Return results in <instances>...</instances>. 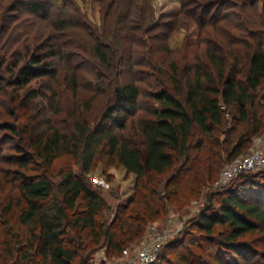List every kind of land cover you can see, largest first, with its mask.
Segmentation results:
<instances>
[{"label": "trees", "instance_id": "16d2710c", "mask_svg": "<svg viewBox=\"0 0 264 264\" xmlns=\"http://www.w3.org/2000/svg\"><path fill=\"white\" fill-rule=\"evenodd\" d=\"M190 1L193 6H188ZM236 1V5L238 1L248 5V0ZM180 2L178 17H193L199 24L207 21L211 5L219 8L212 17L227 18L217 12L231 3ZM30 5L35 11L45 8L40 1ZM109 7L121 12L115 27L118 36V32L126 36L130 29L147 34L157 27L150 0H116ZM118 36L114 46L124 52L110 56L115 66L130 68L140 63L138 59L132 62V48L144 41L138 36L129 40ZM243 41L244 60L239 49L230 52V63L207 51L208 63L199 62L181 79L176 66L169 73L151 59V65L171 84L150 93L159 104L151 109V118L138 121L135 139L127 137L125 130L140 96L136 78L117 80L96 122L92 125L76 119L68 134L55 125L40 131L4 122V129L18 135L19 143L12 158L18 167L14 179L17 194L1 208L4 216L15 212L16 222L0 246V264H39L34 255L41 256V264H90L98 245L108 255L120 256L143 237L150 223L167 215L176 197L187 202L198 198L227 162L246 154L254 138L264 133V37L253 43ZM51 45L43 54H31L17 80L28 82L54 73L51 59L60 50L57 42ZM167 47L164 43L152 49ZM94 49L96 58L109 65L108 50L103 52L99 45ZM241 64L244 69L238 68ZM1 85L0 78V95ZM62 154L74 156L80 171H65L57 187L44 174L30 173L34 159L50 168ZM100 163L122 165L136 177L133 193L117 205L110 220L105 218L110 207L89 180ZM219 195L217 201L209 198L194 218L192 226L197 232H187L167 246L181 247L176 251L181 264H251L253 247L242 238L264 231V170L240 174ZM24 231L29 238L23 237Z\"/></svg>", "mask_w": 264, "mask_h": 264}, {"label": "rangeland", "instance_id": "374dc122", "mask_svg": "<svg viewBox=\"0 0 264 264\" xmlns=\"http://www.w3.org/2000/svg\"><path fill=\"white\" fill-rule=\"evenodd\" d=\"M35 1H40L45 8L33 10L30 4ZM150 1L157 27L147 34L137 28V32L130 29L126 36L121 32H118V36L115 27L121 12L116 10L118 6L116 9L109 7L116 0H0V246L9 236L8 228L16 222L15 212L6 213L5 217L1 208L7 206L12 196L17 194L14 179L18 167L12 158L16 153L15 146L19 143V136L4 129V122L16 123L19 129L33 126L40 131L55 125L68 134L76 119L92 125L96 122L117 80L124 82L136 78L140 96L136 109L127 118L128 128L125 130L127 137L135 139L134 128L138 121L151 118V109L159 104L150 93L160 86L171 84L169 78H164L151 65V59H155L169 73L176 66L181 79L187 71L193 72L199 62L208 63L207 51L217 53L219 58H226L230 63V52L239 49V56L244 60L245 47L241 40L253 43L259 37H264V0H248V5H242L240 1L236 5V0H230V4L217 12L218 16L224 14L227 18L212 17L219 8L211 5L208 19L202 24L193 17H178L180 0ZM193 3L190 1L188 6H193ZM137 23L134 21V24ZM249 32L255 33L252 35L254 37ZM117 36L129 37L128 40L138 36L144 41L132 48V62L138 59L140 63L130 68L115 66L110 56L124 52L122 48H118V51L114 46ZM162 38L164 41H160ZM53 42L59 44L60 50L51 59L54 73L30 78L28 82L20 78L17 80L31 54H43ZM164 43L167 49L153 51V47ZM96 45L103 52L108 50L109 65H103L96 58ZM238 68L244 69V66L241 64ZM220 137L223 139L224 135L220 134ZM69 169L79 172L80 166L76 164L74 156L62 154L50 168H46L42 160L34 159L30 173L44 174L57 187L63 173ZM135 179V175L127 172L122 165L106 166L103 163L90 175V183L98 186L110 207L105 210V218L112 219L117 205L126 202L131 196ZM214 182L204 187L196 199L187 202L176 197L169 205L167 215L150 223L143 237L129 248L133 251L150 236L161 235L163 245L157 264H181L176 255L181 247L167 246L187 232H197L196 227L192 226L194 218L209 198L217 201L219 193L223 191L214 187ZM23 234L24 238H29L25 231ZM242 240L253 247L251 264H264L261 254L264 251V231L249 233ZM34 258L41 264L40 255H34ZM120 261L121 256H110L104 246L98 245L91 253L89 263L116 264Z\"/></svg>", "mask_w": 264, "mask_h": 264}, {"label": "built area", "instance_id": "2783aa9c", "mask_svg": "<svg viewBox=\"0 0 264 264\" xmlns=\"http://www.w3.org/2000/svg\"><path fill=\"white\" fill-rule=\"evenodd\" d=\"M264 170V135L254 138L250 151L227 162L222 168L214 187L224 190L232 180L244 172ZM162 236H150L140 247L123 250L121 261L116 264H154L159 257Z\"/></svg>", "mask_w": 264, "mask_h": 264}]
</instances>
